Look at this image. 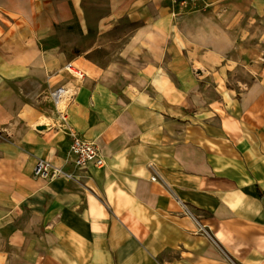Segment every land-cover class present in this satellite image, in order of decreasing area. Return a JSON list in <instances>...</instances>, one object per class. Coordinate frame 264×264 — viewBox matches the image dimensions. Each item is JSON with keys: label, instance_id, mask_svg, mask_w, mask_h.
I'll use <instances>...</instances> for the list:
<instances>
[{"label": "crops", "instance_id": "0c3cea01", "mask_svg": "<svg viewBox=\"0 0 264 264\" xmlns=\"http://www.w3.org/2000/svg\"><path fill=\"white\" fill-rule=\"evenodd\" d=\"M206 1L0 0V264H264V0Z\"/></svg>", "mask_w": 264, "mask_h": 264}, {"label": "built area", "instance_id": "2783aa9c", "mask_svg": "<svg viewBox=\"0 0 264 264\" xmlns=\"http://www.w3.org/2000/svg\"><path fill=\"white\" fill-rule=\"evenodd\" d=\"M164 1L167 3V6L170 8L171 13L175 17L180 15L182 11L185 9L198 10V9L206 8L208 6L206 0H164ZM65 67L69 79L71 78L74 80L84 79L85 73L81 69L73 66L72 63H68ZM64 77L67 78V74H64ZM64 89L65 88L63 87V89L62 90L60 89L59 92H63ZM56 90L52 92V100H53V94L57 93ZM60 100H63L61 96L56 97V99L53 101L58 105V102ZM66 116L67 114L64 115L63 117L66 119ZM66 163L78 168H89V167L101 168L106 165L107 160L106 157L103 155L101 148L94 141H90L84 138L79 133L72 132L71 142L66 157ZM34 175L38 178H42L50 181L56 180L63 176L66 177L71 176V174L67 173L62 166L54 165L51 161L46 159H40L37 162L34 170Z\"/></svg>", "mask_w": 264, "mask_h": 264}, {"label": "bare ground", "instance_id": "6f19581e", "mask_svg": "<svg viewBox=\"0 0 264 264\" xmlns=\"http://www.w3.org/2000/svg\"><path fill=\"white\" fill-rule=\"evenodd\" d=\"M207 2V1H206ZM208 4V3H207ZM209 5V4H208ZM69 63H71V62H69ZM68 64V63H67ZM66 64V65H67ZM65 65V66H66ZM64 66V69L66 68ZM73 66H75L76 68H78L76 65H73ZM80 69V68H79ZM59 74H61L62 76H64V74H67V78L66 77H64L65 79H68V80H70V81H72V82H74V79H69V76H68V73H67V71H66V69L65 70H63L61 73H59ZM67 80V81H68ZM63 87L65 88L64 89V91L63 92H59V90L61 89H63ZM56 90V89H55ZM57 91V93H54L53 94V100H55L56 99V97H62L63 98V100H60V101H62V102H58V104H59V108L61 109V111H65V110H67L68 108H69V106H70V104L72 103V101H73V96H74V94H73V91L70 89V88H66L64 85L63 86H60V87H58V89L56 90ZM51 95V97H52V93L50 94ZM40 159H43V158H39L38 160H37V162L40 160ZM37 162H36V164H37ZM36 164H35V166H36ZM34 170H35V167H34Z\"/></svg>", "mask_w": 264, "mask_h": 264}, {"label": "rangeland", "instance_id": "374dc122", "mask_svg": "<svg viewBox=\"0 0 264 264\" xmlns=\"http://www.w3.org/2000/svg\"><path fill=\"white\" fill-rule=\"evenodd\" d=\"M209 6V5H208ZM207 6V7H208ZM206 7V8H207ZM245 74V72L244 71H239V73L237 74V76H243ZM64 77V76H63ZM52 102H53V104L55 105V107H56V110H57V112L60 114V116L63 118V119H65L63 116L64 115H66L67 114V110H65V111H61V109L59 108V104L57 105L53 100H52ZM62 113V114H61ZM77 133V132H76ZM81 135V134H80ZM81 136H83V135H81ZM70 137H71V134H70ZM84 137V136H83ZM85 138V137H84ZM91 141V140H90ZM69 149V148H68ZM67 152H68V150H67ZM67 152H66V157H67ZM107 160V159H106ZM107 164V163H106ZM55 165V164H54ZM104 167V166H103ZM47 181H50V180H47ZM51 182V181H50Z\"/></svg>", "mask_w": 264, "mask_h": 264}, {"label": "trees", "instance_id": "16d2710c", "mask_svg": "<svg viewBox=\"0 0 264 264\" xmlns=\"http://www.w3.org/2000/svg\"><path fill=\"white\" fill-rule=\"evenodd\" d=\"M259 195H260V196H263V195H264V192L259 191Z\"/></svg>", "mask_w": 264, "mask_h": 264}]
</instances>
